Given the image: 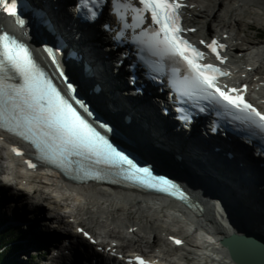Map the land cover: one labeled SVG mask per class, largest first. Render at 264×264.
Instances as JSON below:
<instances>
[{"label":"bare ground","instance_id":"bare-ground-1","mask_svg":"<svg viewBox=\"0 0 264 264\" xmlns=\"http://www.w3.org/2000/svg\"><path fill=\"white\" fill-rule=\"evenodd\" d=\"M25 1L29 5L27 9L29 17L24 26H20L13 16L0 10V29L4 28L17 34L28 42L37 51V56L51 69L56 70V65L47 57L42 42L35 34V31L40 32L35 27L37 19L33 15L36 9H43L42 11L51 19L54 29L58 33L47 29L51 41L55 40L53 44L64 68L78 79L83 75L81 71L86 67V63L93 67L94 75L90 77L91 82L85 86L88 98L99 103L111 120L123 119L133 125L137 138L140 135L147 143L160 146L166 151L178 155L179 159L187 164L186 168L193 169L195 177L200 180L193 181L185 173L180 172L181 167L173 169L169 163L166 166L143 154L148 161L161 168L163 172L170 173L183 183L185 189L190 193L187 204L182 201L178 204L176 202L177 208L180 207L177 210L179 218L175 221L178 224V230L171 231L169 229L171 220L167 218L170 215L166 201L162 202L161 199H155L149 194H141V192L136 193L137 196H129L122 195V192L114 194L99 187L92 188V191L85 187H78L75 191L87 201V205L79 206L78 210L80 225L83 229L100 236L106 233L107 228H110L113 234H120L121 231L117 227L132 223L133 229L135 228L138 232L136 242L141 246L145 243L144 236L141 235V230H143L154 235L152 241L154 247L162 248L161 245L164 244L171 251H181L186 259L195 258L198 260L197 264H241L235 259L232 250L222 243L221 237L232 231L248 230L250 234L264 241V183L252 165L254 164L252 158L246 154L243 155L236 145L230 144L226 140L219 139L218 141L221 143L219 145L212 143L221 148L219 152H216L208 144L202 143L198 132L194 136H186L185 133L168 129L163 122V117L159 115L158 98L153 99L151 96L152 103L140 101L139 98L128 99L126 95L129 92L119 89L123 88L125 84L117 77L119 72L115 71L117 74L115 75L110 70V65L114 63L113 54H104L107 59H103L101 55L100 45L106 51L107 45H110L109 40H111L110 33L99 27L101 24L87 29L78 28L77 33L73 30L71 32L67 28L71 24H68L66 14L61 10L60 2L52 3L50 0H44L47 5H43L42 0ZM202 1L190 0V3H194L196 6L202 5ZM233 1L210 0L211 5H204L203 9L192 8L190 12L196 19L195 21L191 19L189 26H198L199 28L191 35L205 38V32L208 31L211 35L219 30L217 24L208 23V29L200 32V29L205 27L203 22L209 18L206 11L211 6V11L214 14L213 21L226 22V27H230L232 24L237 29L234 39L237 41L234 48L235 53L243 52L249 45L260 47L264 53V39H260V37L255 39L249 36V31L255 25L264 26V0ZM69 10H71L70 7ZM187 12H189L188 9ZM250 18L254 21L250 22ZM222 30L221 27L217 34L222 35ZM258 33L260 31L256 34ZM59 34L64 38V42L57 39ZM98 35L101 39L100 44L98 39H94ZM70 51H74L76 57L70 58L68 54ZM115 60L117 59L115 58ZM125 72V70H121L122 75ZM238 73L235 74L233 71L232 75L238 78ZM130 128L133 129L132 126ZM1 140H8V136L0 130ZM130 140L133 142L132 139ZM121 141L128 146L129 140ZM17 147L25 150L26 154L30 152L25 145L17 143ZM3 149L0 145V159L4 162V170L6 172L13 170L15 174L19 173L16 180H20L14 183L11 176L6 181L0 180V221L6 219L27 224V229L18 226L16 237H14L15 235L11 236L15 240V251L19 246L21 248L22 246L24 248L34 247L31 243L35 241L38 242L37 247H53V252H48L46 258L49 263L44 264H100V258H98L99 262L94 261L97 251H93L90 243L83 237V230L76 232L67 215L62 214L59 208H56L58 205L54 203L52 197L42 190L40 182L43 177L21 173L26 168L24 161L17 160L13 156L6 158ZM229 154L232 157L228 159L227 155ZM219 191L226 198L219 196ZM145 197L149 199L144 200ZM237 204L241 206V214L237 211ZM7 206H11V208H6ZM38 209L41 211L39 212ZM122 211L128 214L127 219L122 218ZM76 217L78 216L76 215ZM52 222L55 223L51 224ZM162 234H168L169 238ZM197 235H200V238H197ZM171 238L179 240L181 243L176 244ZM147 247L148 245L145 244L144 248ZM243 247L248 253L264 256V251L258 250V247L256 248L250 242H247ZM161 254H163L162 259L170 256L165 249ZM103 258L106 259V257ZM18 263L22 264L20 261Z\"/></svg>","mask_w":264,"mask_h":264},{"label":"snow or ice","instance_id":"snow-or-ice-1","mask_svg":"<svg viewBox=\"0 0 264 264\" xmlns=\"http://www.w3.org/2000/svg\"><path fill=\"white\" fill-rule=\"evenodd\" d=\"M102 4L103 0H80L79 6L87 10L89 19H94ZM138 5L135 6L133 0H111V11L122 24L123 31L131 29L135 33L140 29L132 36V42L157 58L149 66L159 71L164 60L182 65L186 75L182 80L172 82L177 92L226 106L242 114L237 119L264 132V114L246 102L243 95H233L246 89L222 91L217 81L229 73L222 72L211 63H202L205 53L181 35L185 31L180 23L181 10L186 5L181 0H138ZM0 10L15 17L16 0H0ZM128 14H131V24L127 22ZM149 15L151 24L144 28ZM201 43L204 44L203 41ZM205 47L217 60L224 62L218 51L224 45L213 39ZM0 129L30 143L37 160L62 171L69 170L74 157L107 167L128 165L129 169H134V175L142 173L141 183L154 186L149 179V170L135 168L131 160L116 152L60 94L28 50L7 35L0 37ZM12 151L17 156L23 155L15 147ZM25 163L30 169L36 168L31 160ZM81 171L86 176L92 175L90 170ZM161 183L167 184V181ZM160 190L167 191V188ZM175 243L180 244L181 241L176 240ZM136 264L145 262L137 257Z\"/></svg>","mask_w":264,"mask_h":264},{"label":"rangeland","instance_id":"rangeland-1","mask_svg":"<svg viewBox=\"0 0 264 264\" xmlns=\"http://www.w3.org/2000/svg\"><path fill=\"white\" fill-rule=\"evenodd\" d=\"M233 1V0H232ZM210 0L206 1L205 4H209ZM234 2V1H233ZM207 12H211V10L208 9ZM212 13V12H211ZM250 22H253L254 20L252 18L249 19ZM232 25V24H231ZM262 33L263 37L260 38V39H264V26H262L261 24L260 25H255L253 29H251L249 31V36H251L252 38H255V35L257 32ZM243 34V33H242ZM257 39V38H255ZM119 121H122V122H125L127 124H129V122L123 120V119H119ZM129 126H132L134 127L133 125L129 124ZM135 129V128H134ZM131 130V129H130ZM136 131V129H135ZM137 137V136H136ZM139 140V142L141 144H143V146L147 147V148H150L151 149V146H150V143H147L142 136L139 135V138H137ZM175 161H176V164L178 165V167H181L183 169H185V172H187L190 176V178L193 180V181H200L198 178L195 177V172L193 173V169L191 168H186L187 167V164H185V162H183L182 160H180L179 158L175 157ZM192 174V175H191ZM219 196H223L220 194V191H219ZM225 197V196H223ZM226 198V197H225ZM26 205V204H25ZM27 207H28V204H27ZM6 208H11V206H7ZM4 208V209H6ZM30 209V208H28ZM38 211L40 212L41 209H38ZM237 211L239 212L240 214V206L237 204ZM4 213V212H3ZM239 218V216H238ZM5 221H8L7 224L9 225H12L13 228H17L18 226H23V223L24 222H21V223H15V222H12L10 220H5ZM43 221H46V219H43ZM178 227V224L176 223L175 225H173L172 229L173 230H176ZM165 235V234H163ZM200 236V235H199ZM198 235H197V238H200ZM168 237V236H166ZM169 238V237H168ZM174 238H171V240H173ZM36 244V243H34ZM46 247V246H45ZM45 247H42L40 248L39 246H35L33 248H30L31 250L27 251L26 249H29L28 248H25L23 251H27V252H30L31 253V258H30V261L26 260L27 258L23 255H25L23 253V251H21V257L18 258L17 260L20 261L22 264H44V263H49V261H47V257H48V252L52 253L53 252V249H52V246H50L49 248H45ZM168 253L170 254H173L172 256L173 257H176V254L174 253V251H171L170 250L168 251ZM179 254H182V252L180 251ZM13 264H17L15 261H13Z\"/></svg>","mask_w":264,"mask_h":264},{"label":"water","instance_id":"water-1","mask_svg":"<svg viewBox=\"0 0 264 264\" xmlns=\"http://www.w3.org/2000/svg\"><path fill=\"white\" fill-rule=\"evenodd\" d=\"M139 150L136 149V152H138ZM207 236V235H206ZM221 236V235H220ZM222 239H224L225 241L228 240V238L230 239V243H233V240H237V242H239L240 246L242 245V247L247 243L250 242L253 244V246H256V248L258 250L262 249L260 248V244L261 242H259L257 238L254 237L253 234H250L249 232H240L238 231H232L231 233L225 235H222L221 237ZM223 243V242H222ZM234 245H229V248L232 250V253L235 257V259L237 261H239V263L241 264H256L253 259L256 257L255 255L249 253L251 255L250 259H244L245 257L240 254V252L238 251V249L236 247H233ZM264 251V250H263Z\"/></svg>","mask_w":264,"mask_h":264},{"label":"trees","instance_id":"trees-1","mask_svg":"<svg viewBox=\"0 0 264 264\" xmlns=\"http://www.w3.org/2000/svg\"><path fill=\"white\" fill-rule=\"evenodd\" d=\"M15 231L11 230L8 233L0 234V264H11L13 258L11 255V249L9 248L8 243L11 240V236H14Z\"/></svg>","mask_w":264,"mask_h":264}]
</instances>
